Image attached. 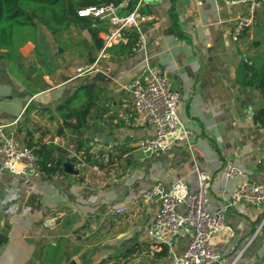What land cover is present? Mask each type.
Segmentation results:
<instances>
[{"label":"crops","instance_id":"1","mask_svg":"<svg viewBox=\"0 0 264 264\" xmlns=\"http://www.w3.org/2000/svg\"><path fill=\"white\" fill-rule=\"evenodd\" d=\"M131 1L120 0L117 13L127 14ZM142 10L155 16L142 27L144 53L115 62L103 50L82 57L63 53L41 32L38 42L50 64L36 63L31 42L19 49L26 78L0 63V123L14 129L24 146L53 143L72 151L67 137L57 134L61 120L55 108L79 85L94 82L102 87L98 105L106 114L101 120L91 130L64 132L90 139L102 162L109 161L103 169L66 162L74 173L58 176L0 174V264H168L170 256L147 253L145 227L157 206L140 202L145 190L176 181L195 190L196 171L204 170L211 176L213 210L243 181L264 185V130L251 122L264 101L234 79L245 56L256 51L249 47L250 38L236 42L232 37L242 7L216 0H144ZM71 37L79 36L72 32ZM122 37L119 43L125 44L123 32ZM82 39L88 46V37ZM146 63L165 71L181 94L177 114L193 133L191 148L176 143L153 156L135 149L152 129L137 120L124 86L141 75ZM28 69L34 73L28 75ZM111 115L113 119L103 121ZM228 162L240 176H224ZM123 206L129 210L116 214ZM263 215L264 209L245 203L230 208L228 224L234 235L224 247L225 263L238 257L242 264H264ZM186 245L187 239L177 241L175 253ZM130 249L131 257L123 258Z\"/></svg>","mask_w":264,"mask_h":264},{"label":"built area","instance_id":"2","mask_svg":"<svg viewBox=\"0 0 264 264\" xmlns=\"http://www.w3.org/2000/svg\"><path fill=\"white\" fill-rule=\"evenodd\" d=\"M228 5H239L242 12L235 18L232 33L233 40L238 42L239 35L252 24L254 14L261 7V0H216ZM78 16L98 17L106 21L108 28L98 34L104 48L123 41L122 32L134 31L137 41L132 49L134 53H144L146 39L142 27L155 16L144 12V0H135L131 12L125 15L117 13L113 3L98 7L82 8L68 2ZM128 94L131 109L137 120L152 129L150 137L136 142L135 149L147 156L164 153L176 143H184L191 148L193 133L186 129L177 114V103L181 94L172 88L169 75L158 67L146 63L142 73L135 80L124 86ZM75 159L77 167L83 166L80 153L70 151L68 160ZM36 158L32 150L21 145L14 129L0 123V174L30 177L36 172ZM223 174L228 179L241 175V171L228 162ZM197 188L190 190L181 181L164 187L155 183L140 196L143 204L157 206L153 219L145 227L148 240L147 253L166 250L170 256L168 264H242L239 258L229 263L224 260V247L232 240L234 232L228 224L230 208L245 203L264 209V185L243 181L237 184L229 200L209 209L211 176L204 170H197ZM183 207L184 212H179ZM127 206L115 210L116 214L126 213ZM49 226L50 221L45 220ZM187 239L184 250L176 254L177 241Z\"/></svg>","mask_w":264,"mask_h":264},{"label":"trees","instance_id":"3","mask_svg":"<svg viewBox=\"0 0 264 264\" xmlns=\"http://www.w3.org/2000/svg\"><path fill=\"white\" fill-rule=\"evenodd\" d=\"M69 0H0V63L4 64L11 74L26 75V61L20 55L19 49L27 42L35 45L34 57L37 64H50L44 56V46L38 42L41 32L47 34L53 44L62 52L77 53L82 57L91 56V50L110 55L111 61L125 60L134 54L132 49L137 41L134 31H123L127 42L118 43L104 48L98 34L106 31L108 24L92 15L78 16L68 3ZM82 8L98 7L105 4H118L120 0H71ZM135 0H132L126 10L132 11ZM264 7L256 11L252 24L239 35L240 39L250 38L249 47L255 48L253 56L246 55L245 61L238 66L234 74L235 83L253 91L264 101ZM85 31L89 45H83V39L71 37L73 31ZM116 58V59H115ZM44 69V68H43ZM103 88L94 82L79 85L63 99L55 108V113L61 120L57 134L66 136L73 145L72 151L80 153L83 166L103 169L109 161L102 162L97 153L92 150L90 139L71 137L70 133H80L94 128L106 111L99 107ZM113 119L112 115L103 121ZM251 122L264 130V107L251 114ZM118 124H116V127ZM36 158V172L45 176L65 175L63 165L66 162L77 163L75 159L68 160L70 150L53 143L27 144ZM134 249L123 254V258L131 257ZM156 257H166L162 250Z\"/></svg>","mask_w":264,"mask_h":264},{"label":"water","instance_id":"4","mask_svg":"<svg viewBox=\"0 0 264 264\" xmlns=\"http://www.w3.org/2000/svg\"><path fill=\"white\" fill-rule=\"evenodd\" d=\"M83 45L87 46L86 41L83 42ZM89 60H94V59L90 58ZM32 73H34V69H28L27 74L31 75ZM63 169H64L65 173H69V174L74 173V171H72L71 166L69 165V163L64 164L63 165ZM68 264H76V263L75 262H70Z\"/></svg>","mask_w":264,"mask_h":264},{"label":"rangeland","instance_id":"5","mask_svg":"<svg viewBox=\"0 0 264 264\" xmlns=\"http://www.w3.org/2000/svg\"><path fill=\"white\" fill-rule=\"evenodd\" d=\"M75 32L76 35H78L81 38H87L86 34L83 32V30L81 31H73ZM264 216V215H263Z\"/></svg>","mask_w":264,"mask_h":264}]
</instances>
